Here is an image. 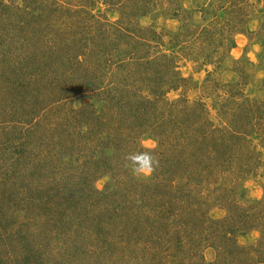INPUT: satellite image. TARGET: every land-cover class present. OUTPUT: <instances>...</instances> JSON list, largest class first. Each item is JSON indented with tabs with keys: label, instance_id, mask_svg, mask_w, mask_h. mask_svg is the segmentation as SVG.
<instances>
[{
	"label": "rangeland",
	"instance_id": "obj_1",
	"mask_svg": "<svg viewBox=\"0 0 264 264\" xmlns=\"http://www.w3.org/2000/svg\"><path fill=\"white\" fill-rule=\"evenodd\" d=\"M141 137L150 177L121 162ZM262 244L264 0H0V264H264Z\"/></svg>",
	"mask_w": 264,
	"mask_h": 264
},
{
	"label": "clouds",
	"instance_id": "obj_2",
	"mask_svg": "<svg viewBox=\"0 0 264 264\" xmlns=\"http://www.w3.org/2000/svg\"><path fill=\"white\" fill-rule=\"evenodd\" d=\"M143 150L127 151L121 157L122 166L136 177H150L159 167V158L155 154L154 142L140 138Z\"/></svg>",
	"mask_w": 264,
	"mask_h": 264
},
{
	"label": "trees",
	"instance_id": "obj_3",
	"mask_svg": "<svg viewBox=\"0 0 264 264\" xmlns=\"http://www.w3.org/2000/svg\"><path fill=\"white\" fill-rule=\"evenodd\" d=\"M233 134V133H232ZM238 136V135H237ZM263 245V244H262ZM264 251V245H263V249H262V252ZM264 253V252H263Z\"/></svg>",
	"mask_w": 264,
	"mask_h": 264
}]
</instances>
